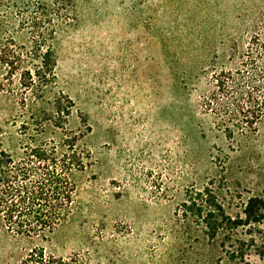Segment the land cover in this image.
<instances>
[{"label": "rangeland", "instance_id": "rangeland-1", "mask_svg": "<svg viewBox=\"0 0 264 264\" xmlns=\"http://www.w3.org/2000/svg\"><path fill=\"white\" fill-rule=\"evenodd\" d=\"M18 1L0 0V44L9 33L17 45L26 38L7 20ZM72 1L74 22L54 43L53 92L72 104L66 129L93 166L76 178V216L47 241L0 223V264H17L35 244L89 264H229L181 204L210 182L232 214L248 196L264 197V113L255 140L230 154L207 104L213 75L236 67L262 30L264 0ZM3 77L0 139L13 147L22 89ZM255 249L261 258L247 263L264 264V230Z\"/></svg>", "mask_w": 264, "mask_h": 264}, {"label": "trees", "instance_id": "trees-1", "mask_svg": "<svg viewBox=\"0 0 264 264\" xmlns=\"http://www.w3.org/2000/svg\"><path fill=\"white\" fill-rule=\"evenodd\" d=\"M13 8L8 24L19 33L15 36L26 38L17 45L9 33L6 43L0 44V73L9 83L17 76L23 121L17 145L9 147L0 139V223L9 234L45 242L76 216V178L93 166L89 149L66 129L72 104L53 92L54 43L74 22L73 1L20 0L13 2ZM212 82L208 108L230 142L228 152L238 153L255 140L264 113V26L252 36L237 66L220 69ZM240 202L239 211L230 213L210 182L181 204L182 215L194 218L221 260L229 264L247 263L263 253L255 249V242L264 230V197L251 195ZM17 264L89 263L78 254L57 256L35 244Z\"/></svg>", "mask_w": 264, "mask_h": 264}]
</instances>
